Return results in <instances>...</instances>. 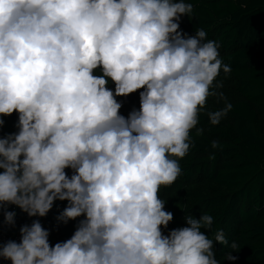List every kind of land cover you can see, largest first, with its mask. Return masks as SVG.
<instances>
[{
    "label": "clouds",
    "instance_id": "1",
    "mask_svg": "<svg viewBox=\"0 0 264 264\" xmlns=\"http://www.w3.org/2000/svg\"><path fill=\"white\" fill-rule=\"evenodd\" d=\"M193 11L187 0H0V128L2 117L18 114V131L0 136V206L44 217L60 200L68 203L59 222L84 217L54 246L33 220L20 227L19 243L0 244V258L220 264L216 243L239 250L208 214L185 215L186 226L162 232L173 213L160 190L181 175L191 131L203 135L202 111L216 126L232 110L225 98L204 111L210 96L223 97L213 90L220 71L232 69L203 28L180 30ZM140 89L139 109L121 115L116 97ZM3 215L14 226L15 212Z\"/></svg>",
    "mask_w": 264,
    "mask_h": 264
},
{
    "label": "trees",
    "instance_id": "2",
    "mask_svg": "<svg viewBox=\"0 0 264 264\" xmlns=\"http://www.w3.org/2000/svg\"><path fill=\"white\" fill-rule=\"evenodd\" d=\"M193 4L192 17H181L180 30L194 35L196 28L207 32V39L216 41L219 56L231 67L230 73L220 71L213 90L223 97L210 96L207 110H219L225 98L232 110L219 125L209 123L202 111L196 129L190 133L192 146L186 157L179 160L181 175L167 188H161L165 210L173 213V220L162 232L186 226L185 215L199 218L201 214L213 217V230H222L238 251L216 243V258L220 264H264V0H187ZM220 84L222 87L216 88ZM235 85V92L230 89ZM114 83L109 88L114 91ZM116 97L122 104L120 114L127 117L139 109V93ZM0 128L6 136L17 132L18 114L4 116ZM216 140L220 147L213 149ZM215 156L209 159L210 155ZM71 176L72 170L65 169ZM67 201L56 200L52 209L39 220L49 231V243L55 245L70 239L79 220L67 224L56 218L67 206ZM8 230L0 226V231ZM206 235L210 233L201 229ZM211 238V235H210ZM237 259L230 261L226 254Z\"/></svg>",
    "mask_w": 264,
    "mask_h": 264
},
{
    "label": "built area",
    "instance_id": "3",
    "mask_svg": "<svg viewBox=\"0 0 264 264\" xmlns=\"http://www.w3.org/2000/svg\"><path fill=\"white\" fill-rule=\"evenodd\" d=\"M0 136H6V134L0 129ZM7 211H14L15 212V224L14 226H9L8 224L4 223V213ZM31 217L27 215V213L23 212L19 207L12 205V204H4L0 206V226L5 227L8 230L0 231V244L7 243L9 240L16 241L17 243L20 242V227L28 224ZM0 264H11V261L4 260L0 258Z\"/></svg>",
    "mask_w": 264,
    "mask_h": 264
},
{
    "label": "rangeland",
    "instance_id": "4",
    "mask_svg": "<svg viewBox=\"0 0 264 264\" xmlns=\"http://www.w3.org/2000/svg\"><path fill=\"white\" fill-rule=\"evenodd\" d=\"M112 82L110 81L109 82V84H108V87L110 86V84H111ZM233 86H232V88L230 89V91L232 92V93H234L235 92V85L234 84H232Z\"/></svg>",
    "mask_w": 264,
    "mask_h": 264
}]
</instances>
